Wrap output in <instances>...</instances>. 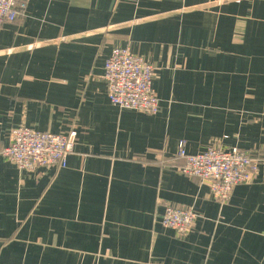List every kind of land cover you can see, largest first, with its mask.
Masks as SVG:
<instances>
[{"label": "crops", "instance_id": "crops-1", "mask_svg": "<svg viewBox=\"0 0 264 264\" xmlns=\"http://www.w3.org/2000/svg\"><path fill=\"white\" fill-rule=\"evenodd\" d=\"M115 47L155 67L157 114L110 102ZM24 125L76 130L67 166L5 158ZM181 144L264 157V0H29L0 28V264H264V165L221 204L171 167Z\"/></svg>", "mask_w": 264, "mask_h": 264}, {"label": "built area", "instance_id": "built-area-1", "mask_svg": "<svg viewBox=\"0 0 264 264\" xmlns=\"http://www.w3.org/2000/svg\"><path fill=\"white\" fill-rule=\"evenodd\" d=\"M29 0H0V28L26 14ZM155 67L129 47H115L105 63L104 79L108 83L110 102L121 109L157 114L160 99L153 87ZM77 131L69 134L41 132L28 126L11 130L10 144L2 154L21 170L39 167L67 166L74 151ZM178 156L181 163L171 166L177 171L208 182L213 197L225 204L240 183L252 182L264 165V157L252 155L239 148L224 150L210 146L207 150L189 154L183 144ZM197 213L192 207L166 204L161 223L176 236L185 237L195 227Z\"/></svg>", "mask_w": 264, "mask_h": 264}]
</instances>
